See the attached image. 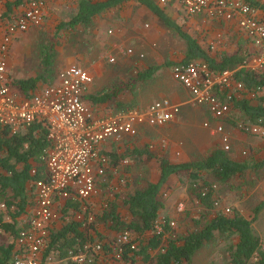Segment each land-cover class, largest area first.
Returning <instances> with one entry per match:
<instances>
[{
	"label": "built area",
	"instance_id": "1",
	"mask_svg": "<svg viewBox=\"0 0 264 264\" xmlns=\"http://www.w3.org/2000/svg\"><path fill=\"white\" fill-rule=\"evenodd\" d=\"M168 1L158 0L162 5ZM172 1L179 4L186 16L236 19L239 30L254 48L233 69L215 71L202 59L176 62L171 66L173 78L189 92V101L206 107L216 121L213 132L219 134L221 147L227 151L230 144L224 124L233 104L260 99L259 106L264 110V84L251 85L236 77L239 70L264 76V11L260 7L264 0H258V6L249 0ZM25 3L21 12L9 16L0 34V125L15 133L36 120H42L47 129L49 145L43 150L46 174L34 181L35 204L27 227L15 238L16 249L22 250L13 261V264H39L37 258L52 225L55 201L72 197L86 210L87 200L96 193V181L104 174L109 162L108 157L99 152L100 145L105 141L120 140L124 135H135L137 124H166L179 112V105L163 98L149 103L144 109H126L95 118L84 100L93 76L78 64L60 68L55 81L37 87L26 96L18 93L7 72L6 54L18 33L39 25L46 16L45 0H25ZM118 53L129 56L133 49L118 48ZM139 56L143 57V54ZM104 60L115 63L116 56L108 53ZM203 125L209 127V122ZM235 127L247 134L264 136V116L239 120ZM122 161L127 163V159ZM31 172L35 173L36 168ZM182 207L179 203L178 209ZM225 211L228 212L229 208ZM92 219L89 215L88 220ZM168 222L171 227L175 226L174 220ZM155 227L158 233L162 231L161 224ZM128 239L127 231L119 235L120 241ZM93 248L98 251L101 247L96 244ZM116 257L119 258V254ZM72 258L82 263L84 256Z\"/></svg>",
	"mask_w": 264,
	"mask_h": 264
},
{
	"label": "trees",
	"instance_id": "2",
	"mask_svg": "<svg viewBox=\"0 0 264 264\" xmlns=\"http://www.w3.org/2000/svg\"><path fill=\"white\" fill-rule=\"evenodd\" d=\"M127 0H77L75 14L61 26L74 27L85 25L92 18L112 7H116ZM138 3L153 10L159 19L187 43L184 61L192 59H203L215 71L235 68L251 52L237 51L224 54L218 61L210 57L204 49L197 44L196 40L183 31L179 25L172 21L154 0H135ZM255 6L258 3L249 0ZM260 5V4H259ZM264 11V5L260 6ZM157 67L149 69L154 72ZM148 71V72H149ZM140 76V77H139ZM137 75L135 80L144 76ZM236 77L247 84L260 82L264 84V76L255 74L249 70H239ZM38 78L11 80V84L18 93L29 94L34 91ZM134 81L120 82L114 87L90 96L94 103L108 102L115 99L123 89H128ZM237 104L249 116L248 119L255 120L258 116H264L261 106H250L244 100ZM49 145L47 129L42 120L32 122L25 129L11 133V131L0 125V197L6 205L11 221H4L0 217V228L10 232L17 237L21 228L17 227V218L26 212V208L34 207V194L32 193L34 181L43 178L46 174V164L43 159V150ZM141 154V153H137ZM145 161L154 155L146 153ZM128 155V153H127ZM264 164L255 163L258 167ZM248 161H237L229 157L222 147H215L199 160L189 162H172L167 157L159 158V176L157 181L148 183L142 189L127 191L124 196H115L114 201H108L103 212L98 216L105 223L110 222L108 227L114 237L104 240L95 228L94 217L90 221L88 217L89 207L83 210L81 203L77 200L70 201L67 198L66 207L78 209V205L87 218L75 221L72 218L62 223L57 228L52 225L44 241V245L38 255L39 264H50L49 258L58 264H138L137 255L142 257L141 264H185L191 260L192 255L208 242L214 232H220L227 238L236 235L233 244L226 247L228 260L226 264H264V246L260 237L253 232L252 222L257 218L259 210L264 203L254 208V215L248 219L235 212L232 215L216 212L208 223L203 224L197 230L174 234L168 219H159V211L163 207L160 200L162 186L173 175L187 174L190 179L189 196L193 201L202 205L208 211L202 213L201 217L208 216L209 210L217 206L215 195V184L208 180L204 173H210L213 180L218 183L227 184L235 176L243 175L250 167ZM32 168L36 172L32 173ZM119 197L120 204L129 213V218L124 219L117 212L116 201ZM73 199V198H72ZM89 210V211H88ZM197 222V220H195ZM161 224L162 231L157 232L155 225ZM127 231L129 239L120 241L119 235ZM151 232L145 238V232ZM100 244V250L95 251L93 246ZM22 249H16L15 243L0 244V264H13L15 257ZM100 252L107 256L104 262L99 261ZM119 254V258L116 257ZM83 255L82 263L72 257ZM89 260V261H88ZM111 260V261H109Z\"/></svg>",
	"mask_w": 264,
	"mask_h": 264
},
{
	"label": "crops",
	"instance_id": "3",
	"mask_svg": "<svg viewBox=\"0 0 264 264\" xmlns=\"http://www.w3.org/2000/svg\"><path fill=\"white\" fill-rule=\"evenodd\" d=\"M48 1L49 0H45L46 15L47 9L49 7ZM253 1L257 2L258 0ZM154 2L162 9L164 14H166L177 25H179L183 31L192 36L196 40L197 44L200 45V47L204 49L205 52L216 61H218L224 54H231L237 51L251 52L254 50L253 46L239 30L236 19H212L207 17L206 15L186 16L179 4L172 0L168 1L165 5L160 4L158 0H154ZM25 5V0H0V34L2 32L4 23H6L9 16L21 12L24 9ZM99 15L100 16L96 19L97 30H94L90 37L91 43L95 44L97 48V52L92 58V60L94 61L87 64V62H85L87 61V59H84L83 61L76 60L59 67L60 69L70 64H78L91 73V75L93 76V80L88 85L85 91L84 100L90 107L93 116L95 118H103L110 116L113 113L124 111L126 109H144L149 103L163 98H166L172 103L179 105L180 109V111L174 116V118L164 125L152 126L145 122L137 124V133L135 135H124L120 140L105 141L100 145L99 152L105 154L108 157L109 162L107 164L106 171L102 176L98 177V179L106 181V183L109 185V188L114 191V194L111 196V198H108L102 195V190L100 191L97 188L96 193L87 200V205L90 210H88L90 215L94 217L96 230L102 236H105V240L107 239L106 236L112 238L114 237V234H112L111 230L108 228L110 226V222L105 223L100 220L98 216L102 214L103 208L107 205V202L109 200L114 201L115 196H121L122 198V196L125 195L124 193L127 192L126 190L128 188H126L125 185H127L129 180L128 164H131L132 160H140L141 163H146V153L150 152L152 153L150 155L154 156L148 161H152L154 159L157 162L159 169V158L161 157L157 154V150L159 149L154 146V150L151 151V145L147 141L149 140L148 138L152 137L153 135H156V137L159 138L161 137V147H165V154L168 157L165 156V154H163L162 156L167 157L170 161H172V159H175V156H180L181 162H189V160L181 159V157L188 154L183 153L182 150H177L178 147L180 149L184 147V143L182 141H175L176 145L174 146V148H169V151L166 153V145L170 143L171 139L165 137V129L178 126V128L181 127L184 131H186L184 125H186L187 120H183V111L189 110V108H191L193 111V116L190 119V122L194 130L193 132H189L188 134L190 140L196 138V135L198 134H205V137L208 139L211 146L210 149H207L208 151L215 147H221V144L219 134L213 132L216 121L211 118L207 108L204 106L192 104L189 101V92L172 76L171 66L174 63L184 61L185 59L187 50L186 41L170 27L165 25L153 10L138 3L135 0H127L116 7H112L100 13ZM145 24H147L148 27H145ZM26 31L18 33L15 36V38L11 41L9 50L6 54L7 72L11 80L12 78L10 76L11 72L9 62L10 59L14 61L17 53L20 51V45L18 43L21 41V37L26 33ZM206 32L207 39L206 41H203ZM170 37L175 38L179 42L178 43L175 41V43L179 44V46H169V48L165 50V42H168ZM124 47H131L133 49V54L129 56L120 55L118 53V48ZM178 48H182V51L180 52L179 50H174ZM172 50L174 51V53H169ZM108 53L114 54L116 56L115 63H109L104 60V57ZM140 53H142L144 56L140 57ZM166 60L168 61L165 62ZM165 65H167V68H169L168 71L170 74V78L168 79V81H166V83L171 82L173 86L178 85L174 89L176 91L172 90L169 93L167 92L168 96L162 95L164 93H160L159 95L162 96H158L155 99H147L145 95H138L136 100L133 99L130 94L128 95V93L125 92L128 91L136 82H148L149 80L158 81L160 83L165 82ZM121 67L122 69L124 67L125 69H128L130 71V74H133L134 77H131V79L127 81H122V79L115 78L116 80L114 79L115 82L111 87L103 89L99 92L108 90L120 82L126 83L129 81H134L130 88L123 89L119 93V95L111 101L94 103L90 99V96L95 95L99 92L88 93L90 85L94 82L95 79L104 77L103 80H105V78L109 76L110 72L114 70V72H117ZM154 67H157V69L154 70V72H150L149 69H153ZM59 69H57V71ZM56 75L57 72L51 81L56 80ZM137 75H141L144 77L135 80V77ZM111 76L114 77V73L111 74ZM160 77H163V80H160ZM36 78H38V80L36 81L35 89L49 82L47 78ZM156 95L157 94L153 93L150 94L149 97H154ZM186 95H188V100L182 101V99H184ZM246 103L250 106H258L260 105V99L253 100L249 103L246 101ZM248 117L249 116L247 115V113H245L236 102L235 104H233V107L228 115V119L224 124V132L228 135L230 144V149L227 150L226 153L230 158L240 162L244 161L245 156L253 157L254 153L256 152L255 150L258 149L260 155L264 158V136L247 134L239 131L235 127L237 121L248 120ZM206 121L209 122V127H205L203 125V123ZM250 135L255 138L254 141L257 149H255V146L252 148L244 147L247 146L246 144H244L243 147H240V144L238 145L236 143V137L246 139ZM206 138L204 140H207ZM212 138H214V140L216 139V141H213ZM213 142H215V144H213ZM208 151H206V154L208 153ZM243 152L245 153L243 154ZM123 159H127V163H124L122 161ZM153 181L155 182L157 180L155 179ZM123 183H125V185H123ZM96 185H98L97 181ZM68 200L75 201V199L72 198ZM115 201L117 204V212L120 213L121 216L124 217V219H128L129 213L125 209L121 208L119 197ZM66 202V199H57L53 204V225H55L57 228L61 227L62 223H64V221L67 219L72 218L75 221H80L84 219V215H86L87 218L88 214H84V212L81 211L79 205L78 209L73 207L67 208ZM174 209L176 210V217L183 215L184 211L182 209L179 210L178 206ZM32 210L33 207L31 205L26 208L27 213H23V215H21L24 221L20 232L27 227V220ZM241 215L244 216L243 214ZM21 216H19L18 218H20ZM58 217L59 219H57ZM172 218H174V216ZM172 218H167V221L174 220L175 222L176 219ZM150 234L151 232L149 231L145 232V238L149 237ZM13 241L14 243H16L15 239ZM106 258L107 256L100 252L99 261L104 262ZM136 258L137 263L141 264L142 257L140 255H137Z\"/></svg>",
	"mask_w": 264,
	"mask_h": 264
},
{
	"label": "rangeland",
	"instance_id": "4",
	"mask_svg": "<svg viewBox=\"0 0 264 264\" xmlns=\"http://www.w3.org/2000/svg\"><path fill=\"white\" fill-rule=\"evenodd\" d=\"M48 2L49 7L44 20L39 25L29 28L26 33L23 34L21 41L18 43L20 45V51L17 53L14 61L10 59V76L13 81L29 77L47 78L48 81H51L57 69L64 64L76 60L83 61L84 59H87V61H85L87 64L94 61L92 58L96 54L97 48L95 44L91 43L90 37L92 32L97 30L96 19L100 15H96L85 25H77L75 27L61 26L75 14L77 10V0H49ZM145 25V27H148L147 24ZM206 39L207 32L203 41H206ZM175 41L178 42L175 38L170 37L169 41L165 42V50H167L169 46L178 47L179 44L175 43ZM174 50H179L181 52L182 48ZM169 53H174V51L172 50ZM167 61L168 60L165 62ZM168 70L169 68L165 65V82L160 83L154 80L136 82L125 92H127L128 95L130 94L135 100L138 95H145L147 99H155L158 96L167 95L178 86H173L171 82L166 83L170 78ZM114 71L110 72L105 80H103L104 77L95 79L90 85L88 93H97L103 89H107L114 84L116 79L127 81L131 79V77H134L125 67L123 69L121 67L117 72ZM113 73L114 77L111 76ZM160 80H163V77H160ZM153 93L157 95L149 97L150 94ZM160 93L164 94L159 95ZM184 100H188V95L182 99V101ZM192 116L193 111L191 108L183 111V120H187L186 125H184L186 131L181 127L178 128V126L165 129V137L171 139L170 143L166 145V153L169 151V148H174L176 145L175 141H182L184 147L182 149L178 147L177 150H182L183 153H187L188 155L181 157V159L195 161L202 159L206 151H208L207 149L211 148L210 142L205 137V134H198L196 138L190 140L188 134L194 130L190 122ZM205 138L207 140H204ZM148 139L147 141L151 145V151H153L154 146H156L157 149H159L157 150L158 156L165 154V147H161V137L159 138L153 135ZM212 140L216 141L214 138H212ZM235 140L238 145L240 144V147L246 144L247 146L244 147L252 148L255 146V149H257L254 141L255 138L251 135L246 139L236 137ZM213 144H215V142H213ZM255 151L256 154L254 153L253 157L245 156L244 158V161H248L251 166L243 175L235 176L230 183H218L213 180L210 173H204L205 177L215 184V195L218 203L217 206L215 205V209L212 208L209 210L208 216H204L203 218L201 214L206 213L208 210L190 198V179L187 174L171 176L160 191L159 197L163 203V207L159 211V219H171L174 216L176 221L172 231L174 234H178L199 229L203 224L208 223L218 211L227 213L228 215L237 212L243 214L247 218H252L254 215V208L258 204L264 203V164L258 167L254 166L255 163H261L264 158L260 155L259 149ZM165 156L167 155L165 154ZM172 162H181L180 156H175ZM128 165L129 180L127 185L123 183V185L128 188L126 191L142 189L148 183L154 182L153 180H157L158 178V164L154 159L152 161H146V163H141L140 160H132L131 164ZM97 182L98 185H96V189L102 190V195L111 198L114 191L109 188L106 181L98 179ZM180 202L183 204L182 210L184 213L176 217V210L174 208H176L178 206L177 204ZM121 208L125 209L123 206H121ZM226 208H229L228 212L225 211ZM0 217L4 221H11L2 197H0ZM17 219L18 223L16 226L21 228L24 219L22 216ZM57 219H59V217ZM195 220H197V222ZM252 229L253 232L260 237L261 244L264 246V206L259 210L257 218L253 221ZM14 239L15 237L10 232L0 228V244L12 243ZM236 239V235L227 238L224 234L215 232L212 239L198 249L191 260L185 264H226L228 260L226 247L229 244H233ZM49 263L58 264L53 257L49 258Z\"/></svg>",
	"mask_w": 264,
	"mask_h": 264
}]
</instances>
